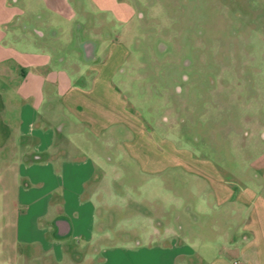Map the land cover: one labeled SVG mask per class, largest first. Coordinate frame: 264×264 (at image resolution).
<instances>
[{"label": "rangeland", "instance_id": "1", "mask_svg": "<svg viewBox=\"0 0 264 264\" xmlns=\"http://www.w3.org/2000/svg\"><path fill=\"white\" fill-rule=\"evenodd\" d=\"M66 2L75 17L48 14L47 22L59 25L66 46L80 26L79 35H94L100 49L116 48L125 74L114 81L130 121L156 134L152 142L164 153L177 150V165L175 155L165 156L158 173L141 172L117 141L107 153L116 180L110 236L65 252L62 262L40 245L13 251L0 198V264H213L238 238L240 223L234 200L220 203L212 182L264 197V0H119L131 14L124 21L88 0ZM55 29L44 27L48 35ZM191 155L216 175L187 168ZM171 240L194 252L175 261L160 255Z\"/></svg>", "mask_w": 264, "mask_h": 264}, {"label": "crops", "instance_id": "2", "mask_svg": "<svg viewBox=\"0 0 264 264\" xmlns=\"http://www.w3.org/2000/svg\"><path fill=\"white\" fill-rule=\"evenodd\" d=\"M26 1L22 5L18 0H0L4 227L12 237L13 251L18 245H24L25 252L40 245L43 252L52 251L62 262L65 252L110 236L114 218L110 188L116 180L107 153L117 141L144 173H158L165 156L173 161L175 155L171 165H177L178 153L171 149L164 153L152 142L158 139L152 130L154 136L146 126L130 121L129 104L114 81L125 74L115 65L116 48L100 49L94 35H79L80 26L67 47L59 38V25L48 23L47 16L72 20L75 8L66 0H42L40 6ZM88 2L118 21L131 15L123 12L119 0ZM44 27L57 30L48 35ZM124 157L119 155L118 162H124ZM189 160L187 168L216 175L211 164L193 155ZM212 185L220 203L234 200V216L240 223L238 238L234 236L233 243L223 249L224 256L215 257L213 264H264V197L250 187L233 191L216 179ZM243 207L248 210L245 215L239 214ZM225 237L230 239L229 234ZM158 250L160 255L171 253L174 261L194 252L175 240L169 248Z\"/></svg>", "mask_w": 264, "mask_h": 264}, {"label": "flooded vegetation", "instance_id": "3", "mask_svg": "<svg viewBox=\"0 0 264 264\" xmlns=\"http://www.w3.org/2000/svg\"><path fill=\"white\" fill-rule=\"evenodd\" d=\"M183 79L186 80L187 78L186 77H183ZM176 90H177V92H180L181 91V89L179 87H176Z\"/></svg>", "mask_w": 264, "mask_h": 264}]
</instances>
